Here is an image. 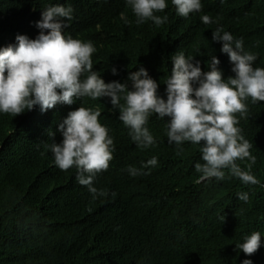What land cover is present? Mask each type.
Returning a JSON list of instances; mask_svg holds the SVG:
<instances>
[{
	"label": "clouds",
	"instance_id": "9594fccd",
	"mask_svg": "<svg viewBox=\"0 0 264 264\" xmlns=\"http://www.w3.org/2000/svg\"><path fill=\"white\" fill-rule=\"evenodd\" d=\"M27 1L0 0V119L11 118L23 133L35 129L42 144L52 136L51 165L72 173L92 199L107 196L106 187L126 196L130 187L122 172L109 166L115 158L114 124L99 107L87 105V98H107L131 140L144 149L155 144L153 115L167 118L165 135L178 155L185 142L198 146L199 181L223 180L227 170L244 185L264 187L254 174L252 144L238 126L248 110L264 105V0H91L92 15L113 11L129 24L124 14L129 7L137 25L156 27L174 15L183 21L187 41L205 40L197 56L171 51L162 82L140 60L102 72L95 65V44L69 34L75 16L70 4ZM207 4L224 14L206 9ZM107 27L105 38L112 40L116 24ZM158 86L165 87L164 95ZM157 163L153 156L126 171L147 175L145 169ZM237 197L248 200L246 192ZM262 244L261 233L252 231L235 247L248 257ZM128 248L127 264H167L149 247ZM241 264L253 261L245 258Z\"/></svg>",
	"mask_w": 264,
	"mask_h": 264
},
{
	"label": "trees",
	"instance_id": "16d2710c",
	"mask_svg": "<svg viewBox=\"0 0 264 264\" xmlns=\"http://www.w3.org/2000/svg\"><path fill=\"white\" fill-rule=\"evenodd\" d=\"M61 1L74 8L69 30L95 44V65L104 73L140 60L162 82L171 51L197 56L206 45L187 41L184 23L174 15L159 27L137 25L125 7L131 21L125 24L113 11L92 15L91 0ZM206 9L224 14L220 7ZM109 24H116L112 40L105 38ZM164 89L158 86L159 94ZM85 103L99 107L114 124L115 158L109 166L122 172L129 194L118 196L106 187L107 196L92 199L72 173L51 165L52 136L42 144L35 129L23 133L11 118L0 119V264H127L132 244L149 247L167 264H241L245 258L264 264V244L248 257L235 247L252 231L264 241V187L244 185L227 170L223 180L199 181L198 146L185 142L178 155L165 135L167 118L153 115L155 144L144 149L131 140L107 98ZM238 126L252 144L254 174L264 184V105L248 110ZM153 156L158 163L145 169L147 175L126 171ZM239 192L248 194L247 202L238 199Z\"/></svg>",
	"mask_w": 264,
	"mask_h": 264
},
{
	"label": "bare ground",
	"instance_id": "6f19581e",
	"mask_svg": "<svg viewBox=\"0 0 264 264\" xmlns=\"http://www.w3.org/2000/svg\"><path fill=\"white\" fill-rule=\"evenodd\" d=\"M116 1H118V0H116ZM96 4H98V3H96ZM23 16H27L26 14H23ZM235 18L236 19H238L239 17H237V16H235ZM232 25H229V27H231ZM69 34H71V35H73V36H75V34L73 33V31L72 32H70ZM198 34H200V33H198ZM106 45V44H105ZM144 49H146V47L144 48ZM229 62L227 61V65H226V68L229 66ZM125 69H129L128 67H125ZM107 76H108V74H107ZM106 76V77H107ZM249 108V107H248ZM110 205V204H109Z\"/></svg>",
	"mask_w": 264,
	"mask_h": 264
}]
</instances>
